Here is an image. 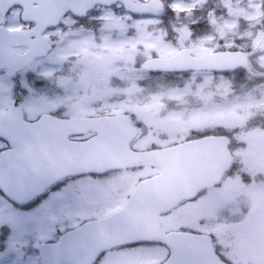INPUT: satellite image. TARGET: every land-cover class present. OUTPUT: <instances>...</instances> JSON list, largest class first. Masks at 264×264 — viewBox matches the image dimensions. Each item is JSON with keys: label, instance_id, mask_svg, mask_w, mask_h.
I'll list each match as a JSON object with an SVG mask.
<instances>
[{"label": "flooded vegetation", "instance_id": "obj_1", "mask_svg": "<svg viewBox=\"0 0 264 264\" xmlns=\"http://www.w3.org/2000/svg\"><path fill=\"white\" fill-rule=\"evenodd\" d=\"M128 2L138 8L150 4L151 8L146 12H133L122 0H4L0 6V82L7 87L0 114L16 104L24 121L41 128L35 132L7 131L0 134V168L7 179L0 183L13 188L12 194L19 195V198L32 190L27 187H47L22 204L0 190V204H7L17 209L18 214L26 215L56 190L78 179L67 176L50 180L48 171L58 168L59 138L67 141L94 137L126 140L131 135L130 127L125 124L128 121L137 130L130 144L136 151L157 150L208 137L223 138L230 164L220 182L202 190L193 200L182 201L172 211L161 214L159 222L164 232L209 234L221 262L236 264L238 248L235 242L246 234L245 231L241 234L227 230L218 236L201 229L167 227L165 221L181 206L206 199L227 181L242 183L246 189L264 187V107L229 123L226 130L220 125H212L211 130L189 133L165 143L154 142L153 138L142 142L146 135L140 126L142 122L137 120L141 116L134 106H124L127 95L136 87H126L129 79L122 75L129 67L140 71L146 78L167 82L183 80L190 75H208L229 77L234 82L232 91L238 90L246 81L264 88V0ZM104 11H115L117 17H105ZM148 33L156 39L149 40L153 46L145 47L142 43L124 45L116 53L105 48L104 43L109 40L119 41L122 36L127 40L131 37L138 39ZM161 43L168 51L160 50ZM176 55L179 57L166 63L165 69L156 64L146 66L150 60L169 59ZM194 59L201 60L199 68H191ZM125 60L129 61L128 67L117 66ZM177 67L184 68L175 70ZM136 83L135 80L134 85ZM32 100L36 106L31 109L29 103ZM122 101L123 107H119ZM108 117L116 119L103 120ZM122 130L127 132L122 133ZM18 145L23 146L20 154L16 151ZM213 145L217 147L213 141H207L202 149L208 153V148ZM139 169L159 172L158 168L150 166ZM22 172L25 173L24 179L21 178ZM252 213L256 214L255 211ZM1 214L0 256L4 260L10 256L16 259L15 254L25 257L24 245H12L20 249L15 250L6 243L11 225L2 218L10 221V217L7 211H1ZM88 219L92 218L61 227L58 224L55 237L40 240L37 244L56 242L64 233ZM36 246V264H42V255ZM155 247L168 255L169 249L164 244L143 241L103 252L92 264H110V255ZM19 256L17 264L23 261Z\"/></svg>", "mask_w": 264, "mask_h": 264}, {"label": "rangeland", "instance_id": "obj_2", "mask_svg": "<svg viewBox=\"0 0 264 264\" xmlns=\"http://www.w3.org/2000/svg\"><path fill=\"white\" fill-rule=\"evenodd\" d=\"M103 13L105 17H117L115 11ZM121 38L119 41H107L105 48L116 53L124 45L142 43L150 47L153 44L149 40H156L150 33L138 39ZM166 48L161 43L160 50L166 52ZM128 62H119L117 66L128 67ZM122 76L129 79L126 87H136L127 95L124 106H134L141 116L137 120L142 122L140 126L146 135L142 142L153 138L154 142L165 143L189 133L211 130L212 125H220L221 129L226 130L229 123L264 107V88L255 87L248 81L232 91L234 82L229 77L190 75L183 80L167 82L146 78L140 71L129 67ZM135 80L137 83L134 85ZM6 88L0 82V111L6 99ZM35 106V100H32L29 107L32 109ZM118 106L123 107V101ZM154 172L152 169L120 170L101 177L76 179L56 190L26 215L18 214L17 209L7 204H0V214L7 211L10 217V221L2 218L11 225L6 243L15 250L20 249L12 245H24L25 257L18 255L23 260L21 264H36L37 242L55 237L58 224L59 227L77 224L83 219L112 213L126 201L140 178ZM165 223L171 228L201 229L218 236L227 230L241 234L245 231L246 234L235 242L238 248L235 263L264 264V187L251 186L246 189L242 183L227 181L206 199L187 203L175 210ZM15 255L16 259L10 256L5 260L0 256V264H4V261L5 264H17L19 260ZM166 257L164 250L155 247L119 252L110 255L108 260L110 264H158Z\"/></svg>", "mask_w": 264, "mask_h": 264}, {"label": "water", "instance_id": "obj_3", "mask_svg": "<svg viewBox=\"0 0 264 264\" xmlns=\"http://www.w3.org/2000/svg\"><path fill=\"white\" fill-rule=\"evenodd\" d=\"M122 1L133 12H146L151 8L150 4L138 8L128 0ZM2 4L4 0H0V5ZM178 57L179 55L174 58ZM168 61L152 60L146 66L149 68L151 64L157 63L159 68L165 69ZM200 62V59H194L191 68H199ZM17 108L14 104L0 115V134L7 131H41L36 124L25 122ZM115 119L108 117L103 120ZM125 132L127 131L122 130V133ZM130 133L126 141L97 137L71 142L58 139V168L53 172L48 171L51 181L69 175L104 173L142 164L159 166L162 172L142 180L124 206L112 215L86 222L64 234L56 243H40L38 249L42 255V264H91L99 253L107 249L138 241L165 244L170 255L162 264H223L213 253L208 235L174 231L165 233L161 231L158 222L161 213L169 211L184 199L195 197L200 190L220 181L229 165L228 149L223 138L209 137L161 150L134 152L129 143L136 133L135 130ZM207 141H213L217 147L213 145L205 153L202 148ZM22 147L17 146V154H20ZM20 174L24 179L22 176L25 173ZM1 179L7 180L0 168ZM0 189L10 195V187L0 185ZM29 198L31 195L24 200ZM56 260L59 262L54 263Z\"/></svg>", "mask_w": 264, "mask_h": 264}]
</instances>
